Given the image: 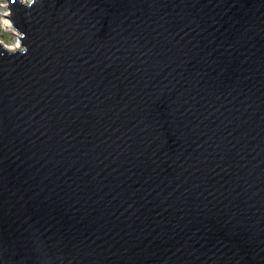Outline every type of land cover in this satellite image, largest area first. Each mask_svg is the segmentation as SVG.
<instances>
[{"label": "water", "instance_id": "95a60500", "mask_svg": "<svg viewBox=\"0 0 264 264\" xmlns=\"http://www.w3.org/2000/svg\"><path fill=\"white\" fill-rule=\"evenodd\" d=\"M19 2L0 264H264V0Z\"/></svg>", "mask_w": 264, "mask_h": 264}, {"label": "clouds", "instance_id": "9594fccd", "mask_svg": "<svg viewBox=\"0 0 264 264\" xmlns=\"http://www.w3.org/2000/svg\"><path fill=\"white\" fill-rule=\"evenodd\" d=\"M15 3V0H12ZM21 5L31 8L35 0H20L19 2ZM12 11L9 8V0H0V26H8L12 27V21L10 19H4V17H11ZM18 31V30H17ZM23 38H26L24 34H21ZM8 54H16L19 52L20 54H26L27 48L25 46H21L20 42H17L14 46H11L6 51Z\"/></svg>", "mask_w": 264, "mask_h": 264}, {"label": "rangeland", "instance_id": "374dc122", "mask_svg": "<svg viewBox=\"0 0 264 264\" xmlns=\"http://www.w3.org/2000/svg\"><path fill=\"white\" fill-rule=\"evenodd\" d=\"M7 19V17H4ZM13 27V26H12ZM6 28L5 26H0V43L4 44V46H14L17 43V33L12 29ZM9 29V30H8Z\"/></svg>", "mask_w": 264, "mask_h": 264}, {"label": "bare ground", "instance_id": "6f19581e", "mask_svg": "<svg viewBox=\"0 0 264 264\" xmlns=\"http://www.w3.org/2000/svg\"><path fill=\"white\" fill-rule=\"evenodd\" d=\"M20 1V0H19ZM10 8V7H9ZM7 19H8V17H7ZM13 27H12V29L15 31V33H17V35H16V37H17V42H20V40H19V36L21 35L18 31H17V29L15 28V26L14 25H12ZM6 28H9L10 30H11V27H8V26H5ZM8 29V30H9ZM12 31V30H11ZM3 47H5L7 50H8V48H10V46L8 47V46H4V44H2V43H0Z\"/></svg>", "mask_w": 264, "mask_h": 264}]
</instances>
